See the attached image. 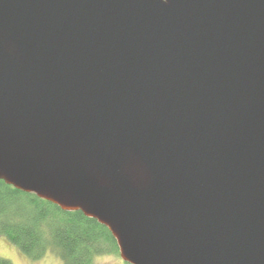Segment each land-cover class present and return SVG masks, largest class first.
<instances>
[{
    "label": "water",
    "instance_id": "1",
    "mask_svg": "<svg viewBox=\"0 0 264 264\" xmlns=\"http://www.w3.org/2000/svg\"><path fill=\"white\" fill-rule=\"evenodd\" d=\"M0 180L128 264H264V0H0Z\"/></svg>",
    "mask_w": 264,
    "mask_h": 264
},
{
    "label": "trees",
    "instance_id": "2",
    "mask_svg": "<svg viewBox=\"0 0 264 264\" xmlns=\"http://www.w3.org/2000/svg\"><path fill=\"white\" fill-rule=\"evenodd\" d=\"M0 235L33 260L52 251L61 264H93L97 255L119 253L115 238L97 220L79 210L64 211L3 180H0ZM0 264L12 262L0 257Z\"/></svg>",
    "mask_w": 264,
    "mask_h": 264
},
{
    "label": "rangeland",
    "instance_id": "3",
    "mask_svg": "<svg viewBox=\"0 0 264 264\" xmlns=\"http://www.w3.org/2000/svg\"><path fill=\"white\" fill-rule=\"evenodd\" d=\"M0 257L9 259L12 264H61L62 261L55 253L48 251L45 256L38 260L30 259L6 237L0 235ZM93 264H127L121 259L119 253L102 254L94 257Z\"/></svg>",
    "mask_w": 264,
    "mask_h": 264
}]
</instances>
